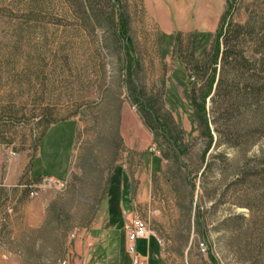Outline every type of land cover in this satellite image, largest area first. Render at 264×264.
<instances>
[{
	"label": "rangeland",
	"instance_id": "1",
	"mask_svg": "<svg viewBox=\"0 0 264 264\" xmlns=\"http://www.w3.org/2000/svg\"><path fill=\"white\" fill-rule=\"evenodd\" d=\"M120 12L129 17L133 54L141 63L130 79L116 31ZM248 20L245 53L263 59L259 100L227 111L211 98L216 81L206 100L214 142L202 156L210 138L194 117L190 85L199 88L205 78L177 58L190 55L191 32L175 30L180 43L164 58L161 26L145 0H0V149L30 160L0 186V264L129 263L121 228L106 226L107 216L123 215L108 191L109 178L120 167L130 176L131 194L123 201L130 212L136 175L149 173L146 150L161 157V165L151 175L150 201L137 209L162 240L158 264H264V44L255 51V39L264 42V0H228L223 29L227 22ZM202 47L195 52L199 59L209 44ZM72 116L80 127L69 179L60 187H39L49 176H34L36 145L50 120ZM156 116L165 125L169 118L181 139L171 140ZM228 129L238 135L235 144L225 138ZM75 130L73 123L50 127L43 143L67 147ZM219 137L222 143H216ZM46 144L35 169L65 177L51 164L56 148ZM58 152L66 161L69 150Z\"/></svg>",
	"mask_w": 264,
	"mask_h": 264
},
{
	"label": "trees",
	"instance_id": "2",
	"mask_svg": "<svg viewBox=\"0 0 264 264\" xmlns=\"http://www.w3.org/2000/svg\"><path fill=\"white\" fill-rule=\"evenodd\" d=\"M91 7L93 9V6ZM227 8L228 0L226 11L221 20V27L215 33L202 32L198 30H194L190 33V45L192 48L188 58L182 54H177L180 64L184 63L186 66L190 64L195 75L201 79L205 78L204 84L199 88H197L196 82H193L192 85H190V101L192 107L194 108V117L197 122L204 126L203 132L210 138V142L206 146L202 156L206 155L210 146L214 142L212 129L207 117L206 100L213 93L216 81L217 85L215 92L211 98L215 101V103L219 101L224 104L225 110H230L232 113L249 108L252 103L258 102L261 94L262 86L257 77V69L263 59H256L254 56H248L244 49V42L246 37H248L246 34L249 32L248 29L251 25V21L248 20L245 24L227 22V26L223 29L222 25L225 22ZM93 10L95 12V9ZM118 17V27L116 28V31L118 38H122L126 48V54H124L125 57L123 58V61L130 79L135 69L140 68L141 63L139 58L137 56L135 57L133 54L134 43L130 35L129 17L122 12L119 13ZM180 34L181 32H178L177 34L161 33V36L159 37L160 42H166L165 48L162 51V56L164 58L170 52L172 47L175 48L178 46L177 44L180 43ZM207 44H209V49H205L204 57L202 59L196 57V49L206 46ZM263 44V38L255 39V51L259 52ZM173 78L174 77L171 76V80ZM139 113L145 125L153 130V127L150 125V122L144 113L142 111H139ZM227 113V117L232 114L230 112ZM155 119H157V123L165 129V132L171 140L175 139L177 136V139H181L180 133L171 128L172 126H170L171 124L169 118L166 119L167 126L163 122L161 123L157 116ZM55 122L57 121L50 120L49 123L52 124ZM216 124L218 123L216 122ZM216 129L220 134V128L218 125ZM226 131L227 133L224 135L226 136L225 138L227 142L235 144V138L238 135L235 137L231 130L228 129ZM221 138L222 137H219L216 143H222ZM119 142L120 140L118 139L115 142L116 151L118 150L117 148L121 146V143ZM185 147L188 150V147ZM215 157L222 160L226 159L223 154H218ZM208 167H212V164L209 163ZM191 186L192 190H194L195 184H191ZM210 196H212V193Z\"/></svg>",
	"mask_w": 264,
	"mask_h": 264
},
{
	"label": "crops",
	"instance_id": "3",
	"mask_svg": "<svg viewBox=\"0 0 264 264\" xmlns=\"http://www.w3.org/2000/svg\"><path fill=\"white\" fill-rule=\"evenodd\" d=\"M226 2L227 0H145V3L150 7V9L159 20L162 33L166 34H174L175 30H183L188 32H192L194 30L202 32H215L219 28L222 17L226 11ZM168 3L175 4L173 9H169L167 7ZM159 11L161 12V14L158 13ZM64 123H73L76 126V130L74 132V140L72 143H68L69 145L67 147L64 143H56V145L54 146L50 145V143H43V139L47 135L48 129L50 127H56ZM79 127L80 121L78 117L72 116L52 123L44 131L39 139V142L36 145L35 154L32 156L33 164L31 168L34 176L37 179L46 175L58 179L62 182H67L71 174L72 161L74 153L76 151ZM45 144L47 150H49L50 147L56 148L55 154L51 156V159L55 161L51 164L54 165V167H60L65 177L59 176L55 172H53V174H49L47 173V169L44 167L35 169V163H43ZM125 145L129 146L130 148L143 150V152L147 148L146 143H139V145H137V143H125ZM63 149L69 150V155L66 161L63 160V157L60 156L61 154H59L58 152V150L62 151ZM145 152L143 153V160L144 165H148L149 167V173H144L143 175H140V173H138L136 175V178L139 179V181L137 182V199L133 197L128 198L127 200V204L129 206L131 205V208L129 210L130 212L127 213V211L124 209L123 203L124 196L127 197L131 194L130 191L132 190V187H130L129 183L130 176L127 173L125 174V170L120 167L121 170L115 172L114 174H111L109 178L108 191L109 193H112V196H114L112 197V199H114L113 202L121 204L123 208L122 216L125 218V220H122V218H120L122 216L118 218H112V216L109 215L107 216L108 219L106 221V226L109 225L110 227L114 225L117 228H121V241L124 246L125 255L129 260V263L126 264H131L132 257L128 251V241L125 231V225L131 219V217L138 212L137 204L150 201L151 175L153 172L159 171V167L161 165V157H159L155 153L150 154L147 150ZM29 161L30 160L26 155H19V157H15L11 156L9 153L3 152L0 149V186L8 185V183L16 177L17 166L18 170L23 172ZM62 162H64V164H62ZM18 174H20V172ZM117 181H122V184L118 185ZM123 181L127 182V186L123 185ZM157 238L158 235L155 233V235H151L149 238H141L137 241V249H141L138 252L145 260L146 264H158L157 262L159 261V259H161L162 255H159L160 242Z\"/></svg>",
	"mask_w": 264,
	"mask_h": 264
},
{
	"label": "built area",
	"instance_id": "4",
	"mask_svg": "<svg viewBox=\"0 0 264 264\" xmlns=\"http://www.w3.org/2000/svg\"><path fill=\"white\" fill-rule=\"evenodd\" d=\"M64 183L58 179L52 177H44L39 187L43 186H63ZM38 191H33L32 195H37ZM125 231L128 241V251L132 257L131 264H146L145 260L141 257L137 249V241L141 238H149L153 232L150 224L145 216L140 212L135 213L134 216L125 225ZM160 244L162 240L158 239Z\"/></svg>",
	"mask_w": 264,
	"mask_h": 264
}]
</instances>
